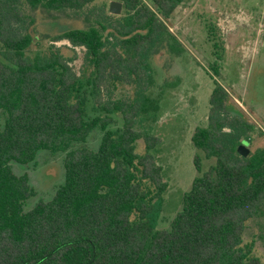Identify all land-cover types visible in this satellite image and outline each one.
<instances>
[{"label": "trees", "instance_id": "obj_1", "mask_svg": "<svg viewBox=\"0 0 264 264\" xmlns=\"http://www.w3.org/2000/svg\"><path fill=\"white\" fill-rule=\"evenodd\" d=\"M95 1L0 0V264H264L253 245L242 247L248 222L264 213V147L247 158L238 153L258 131L229 114V94L216 80L207 126L192 137L216 162L194 179L171 227L157 229L168 184L153 133L161 106L152 59L182 54L167 20L186 0H116L122 15L63 31L55 42L85 50L86 81L59 48L28 54L35 11L81 14ZM117 84L133 96L106 102L104 92ZM114 114L122 128H111ZM97 129L103 136L94 151L87 143ZM41 150L65 154V184L25 211L36 192L13 163L31 164ZM194 163L201 173L202 157Z\"/></svg>", "mask_w": 264, "mask_h": 264}, {"label": "rangeland", "instance_id": "obj_2", "mask_svg": "<svg viewBox=\"0 0 264 264\" xmlns=\"http://www.w3.org/2000/svg\"><path fill=\"white\" fill-rule=\"evenodd\" d=\"M116 0H96L83 13L34 12L36 24L31 33L33 45L28 54L34 57L59 48L74 71L84 81L90 71L84 66V48L74 47L69 41L55 42L65 30L96 26ZM123 13V12H122ZM173 35L183 48L180 56L162 51L152 59L155 84L154 97L160 100V117L153 125V133L161 140L156 153L163 167L168 189L157 229L171 227L176 215L183 209L184 195L192 188L194 179L207 172L216 159L207 160L196 149L192 137L198 127L208 123L210 96L214 80L228 92L229 114L240 116L254 125L257 134L248 147L251 151L264 147V0H186L167 20ZM218 67L219 75L213 71ZM131 86L117 84L104 92V100L128 99L133 96ZM110 96V97H109ZM90 103V116L94 115ZM112 129L123 127V119L114 114ZM6 114L0 110V129ZM103 132L95 130L87 145L97 151ZM137 153L147 152L143 140L137 142ZM202 157V172L195 167V156ZM64 153L38 152L36 161L28 165L13 163L16 175H27L36 195L28 200L25 211L40 201L49 202L65 184ZM242 247L253 245V256L264 262V213L250 220L242 237Z\"/></svg>", "mask_w": 264, "mask_h": 264}, {"label": "water", "instance_id": "obj_3", "mask_svg": "<svg viewBox=\"0 0 264 264\" xmlns=\"http://www.w3.org/2000/svg\"><path fill=\"white\" fill-rule=\"evenodd\" d=\"M123 7L124 6H123V3L122 2L113 1L111 3V5H110L109 12L113 16H120V15H122ZM238 153L242 157L247 158L249 156V154H250V150L245 145H241L238 148Z\"/></svg>", "mask_w": 264, "mask_h": 264}]
</instances>
